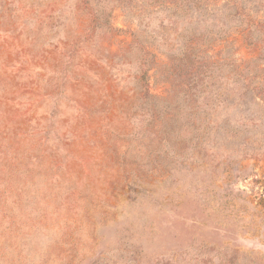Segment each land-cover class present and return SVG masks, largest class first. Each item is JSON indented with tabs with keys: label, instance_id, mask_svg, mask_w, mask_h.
Returning a JSON list of instances; mask_svg holds the SVG:
<instances>
[{
	"label": "rangeland",
	"instance_id": "1",
	"mask_svg": "<svg viewBox=\"0 0 264 264\" xmlns=\"http://www.w3.org/2000/svg\"><path fill=\"white\" fill-rule=\"evenodd\" d=\"M0 264H264V0H0Z\"/></svg>",
	"mask_w": 264,
	"mask_h": 264
},
{
	"label": "trees",
	"instance_id": "2",
	"mask_svg": "<svg viewBox=\"0 0 264 264\" xmlns=\"http://www.w3.org/2000/svg\"><path fill=\"white\" fill-rule=\"evenodd\" d=\"M259 97V96H258ZM198 128L200 127V126H197ZM195 129H196V131H197V135H196V139H197V141L196 142H199V135H200V132H199V129H197L196 127H195Z\"/></svg>",
	"mask_w": 264,
	"mask_h": 264
}]
</instances>
